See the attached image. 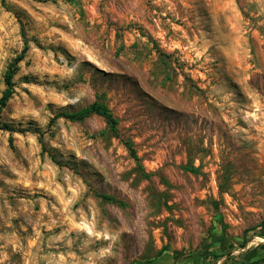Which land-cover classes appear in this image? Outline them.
<instances>
[{
	"label": "rangeland",
	"instance_id": "obj_1",
	"mask_svg": "<svg viewBox=\"0 0 264 264\" xmlns=\"http://www.w3.org/2000/svg\"><path fill=\"white\" fill-rule=\"evenodd\" d=\"M25 42L0 264L264 258V0H0V97Z\"/></svg>",
	"mask_w": 264,
	"mask_h": 264
},
{
	"label": "trees",
	"instance_id": "obj_2",
	"mask_svg": "<svg viewBox=\"0 0 264 264\" xmlns=\"http://www.w3.org/2000/svg\"><path fill=\"white\" fill-rule=\"evenodd\" d=\"M27 43H24V46L21 50V52L14 57L12 63L8 66L5 74H4V83H5V89L0 97V112L1 110L6 106L7 101L11 97L13 93V82H12V77L15 71V66L16 64L23 59L25 52L27 50ZM91 114H98L104 117L106 120V123L110 129L111 132L115 133L117 132V120L113 116L112 112L109 110V108L102 103L99 102H93L85 107H82L78 110L75 111H67V112H62L58 116H62L64 118H67L69 120H81L85 118L86 116H89ZM0 129L8 130V131H14V130H20L22 131L21 128H15L14 126L1 122L0 121ZM35 132L39 133V130H34ZM126 147L129 149L130 154L136 161H138V156L136 154L135 149L133 148L132 142L131 141H125ZM247 232V230H245ZM247 239L244 238V241ZM264 261V258H257L249 262L248 264H259L260 262Z\"/></svg>",
	"mask_w": 264,
	"mask_h": 264
}]
</instances>
